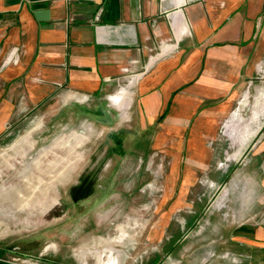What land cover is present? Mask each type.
Here are the masks:
<instances>
[{"label": "crops", "instance_id": "0c3cea01", "mask_svg": "<svg viewBox=\"0 0 264 264\" xmlns=\"http://www.w3.org/2000/svg\"><path fill=\"white\" fill-rule=\"evenodd\" d=\"M263 68L264 0H0V132L25 105L64 97L112 101L144 128L169 108L162 130L175 143L163 145L174 149L173 178L189 188L222 157L229 117L227 160L243 158L240 221L227 224L232 264H264V138L244 154L264 107L252 110L250 128L236 106L250 81H264Z\"/></svg>", "mask_w": 264, "mask_h": 264}, {"label": "rangeland", "instance_id": "374dc122", "mask_svg": "<svg viewBox=\"0 0 264 264\" xmlns=\"http://www.w3.org/2000/svg\"><path fill=\"white\" fill-rule=\"evenodd\" d=\"M247 87L249 99L244 91L236 106L247 108L254 128L264 81ZM112 104L64 97L25 105L0 132V264H232L227 224L240 221L243 158L227 160L229 117L222 157L209 166L216 171H199L188 188L173 178L177 161L165 147L175 143L162 130L169 108L144 128ZM262 124L244 154L263 140Z\"/></svg>", "mask_w": 264, "mask_h": 264}]
</instances>
